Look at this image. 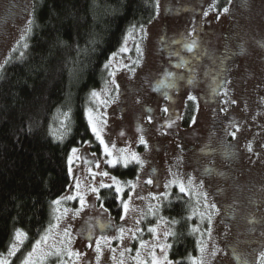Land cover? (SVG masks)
<instances>
[{
	"label": "rangeland",
	"instance_id": "obj_1",
	"mask_svg": "<svg viewBox=\"0 0 264 264\" xmlns=\"http://www.w3.org/2000/svg\"><path fill=\"white\" fill-rule=\"evenodd\" d=\"M218 1L159 0L156 19L131 29L110 56L104 84L92 91L99 96L90 93L86 113L91 109L112 155L89 125L93 141L76 147L75 156L70 152L71 186L43 234L48 239L40 247L51 254L42 264H97V241L99 264H138L137 252L151 264L152 251L161 258L160 246L171 245V227L159 213L176 193L188 197L192 218L203 225L191 264H258L264 251V0H227V13ZM33 2L0 0V71L26 48ZM178 59L183 66L172 67ZM189 103L195 123L184 128ZM68 117L57 115L56 139L65 136ZM130 165L138 168L134 179L114 175ZM112 177L121 188L120 218L100 202L102 190L117 191ZM68 196L75 198L63 199ZM170 250L168 260L177 264ZM17 252L2 256L12 264Z\"/></svg>",
	"mask_w": 264,
	"mask_h": 264
},
{
	"label": "trees",
	"instance_id": "obj_2",
	"mask_svg": "<svg viewBox=\"0 0 264 264\" xmlns=\"http://www.w3.org/2000/svg\"><path fill=\"white\" fill-rule=\"evenodd\" d=\"M158 1L34 0L26 48L0 71V255L8 253L17 230L27 237L12 264L21 263L52 224L54 202L71 186L70 152L93 141L86 108L90 93L104 84L108 59L131 29L156 19ZM226 4L219 0L217 8ZM61 112L69 119L59 140L54 129ZM193 117L195 106L189 103L184 128ZM137 173L131 165L114 171L124 182ZM100 202L113 217H121L117 191L102 190ZM190 208L188 197L176 193L159 213L174 234L170 257L177 264H191L197 256L203 225Z\"/></svg>",
	"mask_w": 264,
	"mask_h": 264
},
{
	"label": "snow or ice",
	"instance_id": "obj_3",
	"mask_svg": "<svg viewBox=\"0 0 264 264\" xmlns=\"http://www.w3.org/2000/svg\"><path fill=\"white\" fill-rule=\"evenodd\" d=\"M229 2H231V0H229ZM228 11H229L228 7L223 8V12L224 13H227ZM204 15L206 16L207 12H205ZM30 24H31V21H29V25ZM29 30H30V28H29ZM121 51H127V49L126 48H122ZM137 51L139 52V48H137ZM105 67H108V65H105ZM113 83H115V81H113ZM91 95L93 97H98L99 96V94L96 93L95 91L92 92ZM188 100L195 101L196 97L189 95L188 96ZM164 111L167 112L168 109H164ZM86 114L88 116L89 125L91 126L93 133L96 135L97 140H99L100 143L102 145H104V140H103L102 136L100 135V133H99L97 127H96V124L93 122V116H92L91 109H89ZM149 119H151V118H149ZM192 123H195V117L192 118ZM168 126L170 127L171 125L169 124ZM233 135H234V133H233ZM140 143H145L143 137H141ZM248 150L249 151L252 150L251 145L248 146ZM104 151H105V153L108 156L112 155V153L109 150L107 145H104ZM76 152H77V149L73 148L72 149V156H75ZM72 156L69 157V162L70 163H71V160H72ZM131 156H132V159H136L138 161V157H136L135 153H132ZM107 162L109 164H114L116 161L115 160H109ZM125 164H127V159L126 158H125ZM69 172H71V169H69ZM102 175L103 176H107L108 173L104 172V173H102ZM112 181H113L114 184L117 185V188H116L117 192H120L121 188L119 187V182L116 180L115 177H112ZM148 183H151V180H149ZM189 183H191V181H189ZM77 187H79V185H77ZM101 187H110V185L101 184ZM92 191H96V189L93 188ZM180 191L181 192L185 191V188H184L183 184L180 185ZM74 198H75L74 196H68V197H64L63 199H74ZM80 199H81V205H83V203H84L83 197L81 196ZM54 203L59 205L60 201L57 200ZM213 207H214V205H213ZM124 210H125V212H127V210H128V204L127 203L124 204ZM149 231L155 232V229H149ZM193 231H196V229H193ZM120 233H121V235H120L119 238L122 239L123 238V233H124V229L123 228L120 229ZM65 234L67 235V233H65ZM166 235H174V234L173 233H168ZM26 238L27 237H26V234L24 232H22L20 230H17L15 232L14 240H13L11 246L8 249V256L9 257L10 256H14L16 254V252L19 251L20 246L23 245V243H24ZM47 239H48L47 236L41 237V240L37 241L35 243V245L32 247V250L29 251L26 256H24V258L21 261V264H42L43 259L46 256L51 254V253L45 252L40 247L41 243L42 242L46 243ZM103 239L105 240V242H107V238H103ZM198 245H199V242H198ZM140 247L141 248L145 247L143 242H141ZM160 247H161V251L164 253V255L161 258H157V256L155 255V252L152 251V253H151V264H165V262H167V264H172V261L168 260L167 251H166V249L171 247V245H161ZM96 251H97V257H96L97 264H99L100 255H101V252H100V241L96 242ZM112 251L115 252V249H112ZM200 251H201V253H203L205 251L204 247L201 246L200 247ZM56 255L57 256L60 255V251L58 249L56 251ZM68 255L70 257L71 256H75V257L79 258L80 253L69 251ZM121 255H123V254H121ZM212 255L214 256L215 252H213ZM136 260H137L138 264H145V261L140 259V253L139 252H137V254H136ZM0 264H10V262H9V260L7 258H5L4 256L0 255ZM120 264H123V261H120ZM196 264H204V262L201 259V260L197 261ZM258 264H264V251H262L259 254Z\"/></svg>",
	"mask_w": 264,
	"mask_h": 264
},
{
	"label": "flooded vegetation",
	"instance_id": "obj_4",
	"mask_svg": "<svg viewBox=\"0 0 264 264\" xmlns=\"http://www.w3.org/2000/svg\"><path fill=\"white\" fill-rule=\"evenodd\" d=\"M170 64L172 67H182L183 66L181 59L171 61Z\"/></svg>",
	"mask_w": 264,
	"mask_h": 264
}]
</instances>
